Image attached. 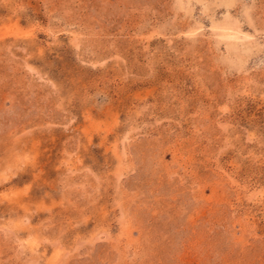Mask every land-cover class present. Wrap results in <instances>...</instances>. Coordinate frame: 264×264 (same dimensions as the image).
I'll use <instances>...</instances> for the list:
<instances>
[{"label":"rangeland","instance_id":"1","mask_svg":"<svg viewBox=\"0 0 264 264\" xmlns=\"http://www.w3.org/2000/svg\"><path fill=\"white\" fill-rule=\"evenodd\" d=\"M0 264H264V0H0Z\"/></svg>","mask_w":264,"mask_h":264}]
</instances>
